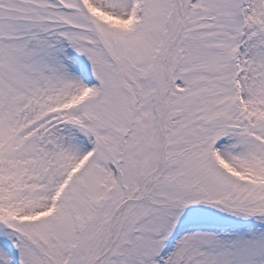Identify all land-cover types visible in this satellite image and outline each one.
Returning <instances> with one entry per match:
<instances>
[{
	"label": "snow or ice",
	"instance_id": "6c2138e0",
	"mask_svg": "<svg viewBox=\"0 0 264 264\" xmlns=\"http://www.w3.org/2000/svg\"><path fill=\"white\" fill-rule=\"evenodd\" d=\"M0 264H264V0H0Z\"/></svg>",
	"mask_w": 264,
	"mask_h": 264
}]
</instances>
